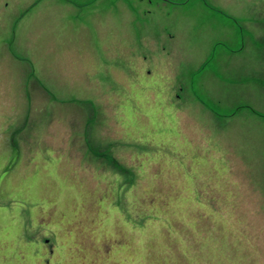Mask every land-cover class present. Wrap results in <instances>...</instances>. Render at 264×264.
<instances>
[{
	"label": "rangeland",
	"instance_id": "1",
	"mask_svg": "<svg viewBox=\"0 0 264 264\" xmlns=\"http://www.w3.org/2000/svg\"><path fill=\"white\" fill-rule=\"evenodd\" d=\"M119 1L0 0V264H264V0H128L149 8L141 22L168 30L198 17L184 31L207 30L203 42L238 53L250 97L233 93L235 118L197 104L205 134L187 147L207 156L202 174L168 143L177 120L165 79H145L141 61L110 63L94 43ZM82 106L56 122L59 108Z\"/></svg>",
	"mask_w": 264,
	"mask_h": 264
},
{
	"label": "crops",
	"instance_id": "2",
	"mask_svg": "<svg viewBox=\"0 0 264 264\" xmlns=\"http://www.w3.org/2000/svg\"><path fill=\"white\" fill-rule=\"evenodd\" d=\"M108 4L109 6L104 8L106 9L108 16L102 18L104 23L107 24L105 28L108 31V36L107 38L99 36V41L94 43L101 45L107 44L108 50L105 51V54L109 56L110 63L112 61H117L119 57L121 61L128 65L129 71L130 68L135 66L138 68L140 66L139 61H141V63L146 65L143 69L145 79L149 78V75L154 76L155 74H159L162 79H165V82L168 84L164 88L169 89L171 92L168 96V90H162V102L173 105L175 108L174 115L177 120V124L170 125L171 139L168 143L172 147H175L176 145L181 148L178 151L182 155L184 154L183 160L185 161H183V165H185L187 160L190 159L192 165L198 169V173L202 174V168L207 166V156L190 153L189 151H191V148L187 147L188 141H190L189 136L198 142L205 134L204 120L201 119V116H204L205 113L203 112V115L200 114L199 111L202 109L201 107H198L197 104H203L204 101L207 103V100L210 99L214 105L217 104L218 106H222L223 111L221 113L218 108L212 107L207 103L212 107V110L217 117L221 116L228 121H232L235 118V114L239 112H235L236 110L233 99L236 98L233 96V93L236 92V94L239 95L238 99H242L243 97L249 99L250 97L247 93V85L242 83H246V81L242 80V78H238L240 75L238 74L240 60L239 57L234 55L238 53H236V51H227L223 46H219L222 44L220 40H218L213 46L207 44L208 41L203 42V39L207 38V30L197 32L189 30L184 31V25L189 23L193 24V22L195 23V20L198 17L188 16L186 18L175 19V24L173 26L176 25L177 29L174 27L173 29L168 30L164 29V21H162V19L153 20L151 22H141V13L145 14V12L150 11L149 8L146 11V7H130L128 0H120L118 3ZM219 18L220 16L215 14L209 19V22L211 19L216 20ZM91 24L93 25L92 29L98 27V24L96 23ZM147 24H149V26ZM218 26L219 33H221L220 31L226 27L221 24ZM150 28L153 29V31H151ZM193 28L195 30L194 24ZM155 33H157V35H155ZM197 38L199 39L198 42L196 41ZM80 49L82 51L79 52ZM80 49L77 50V54L83 56L85 59L86 55L84 47L82 46ZM243 50L246 49L242 48L241 52H243ZM145 61H149V64ZM88 66L91 70L97 67L92 59L88 60ZM117 66L115 65L114 72L117 82H120L121 79L124 80V78L118 77L117 73L119 68ZM151 66L154 68V71H157L152 73L151 70H149V72L146 73L147 69ZM229 71L235 72V76L229 77ZM128 80V83L132 86L134 80L131 81L129 76ZM185 83H187V85H185ZM129 84L127 85L129 86ZM234 85L236 86L235 91L233 87ZM146 92L150 93L149 99H157L156 93H151L155 92L154 90L150 89ZM60 94L63 97L70 98L72 92ZM84 109L88 110V108H84L83 106L82 108L75 107L74 109L72 107L71 109L59 108L58 112L55 113V120L60 123V121H64V119L67 118V121L70 122L72 118H76L75 115L78 117V115L85 113ZM244 113L245 112L242 114ZM206 114L208 113L206 112ZM0 117H2L1 112ZM179 127H181L182 132L179 131ZM211 127L213 128V125H211ZM260 127L264 129V123L261 124ZM261 128L260 130H263ZM3 131H5L4 127L0 133ZM214 132L216 131L214 130ZM182 133L185 134L183 141L181 140ZM83 135L82 138H85V141L81 144L82 146L86 144V140L89 138V135L85 133V128L83 129ZM251 136L254 138V134H251ZM245 140L248 139L245 138ZM211 147L215 149L216 145H212ZM62 156L65 157L64 162H68L70 167V163L73 159L70 160L67 153L62 154L61 157ZM174 159L171 161L167 158V161H171L170 164H172L173 168H175ZM202 162H204L205 166H202ZM94 168L98 167L96 166ZM149 170L150 168L148 171ZM143 171L146 172L147 169H142V172ZM76 175L77 177L80 176L78 173ZM188 176L195 182L194 176H192L191 173ZM117 180L120 183L123 182L121 174ZM116 183L118 182H115V185ZM112 189H114V186ZM107 190L108 188L106 191ZM106 205L108 209L112 207H109L108 203H106ZM91 207L95 210L94 203H92L90 208ZM96 212H101V210L98 209ZM77 226L79 227L78 229H83L79 224ZM75 242L71 244V249H75V246H77Z\"/></svg>",
	"mask_w": 264,
	"mask_h": 264
},
{
	"label": "trees",
	"instance_id": "3",
	"mask_svg": "<svg viewBox=\"0 0 264 264\" xmlns=\"http://www.w3.org/2000/svg\"><path fill=\"white\" fill-rule=\"evenodd\" d=\"M148 212H150V211H148Z\"/></svg>",
	"mask_w": 264,
	"mask_h": 264
}]
</instances>
